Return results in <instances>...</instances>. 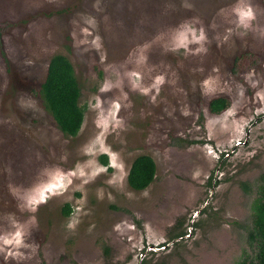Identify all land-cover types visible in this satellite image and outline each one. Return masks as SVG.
<instances>
[{"label":"rangeland","instance_id":"rangeland-1","mask_svg":"<svg viewBox=\"0 0 264 264\" xmlns=\"http://www.w3.org/2000/svg\"><path fill=\"white\" fill-rule=\"evenodd\" d=\"M55 54L81 89L74 137L38 95ZM263 175L264 0H0V264L254 259Z\"/></svg>","mask_w":264,"mask_h":264},{"label":"trees","instance_id":"trees-1","mask_svg":"<svg viewBox=\"0 0 264 264\" xmlns=\"http://www.w3.org/2000/svg\"><path fill=\"white\" fill-rule=\"evenodd\" d=\"M38 95L59 129L67 136H76L84 120V108L80 105L81 89L73 65L65 55L55 54L50 58ZM228 105L226 98L216 97L209 102V109L219 113ZM102 163L108 165L106 155ZM156 172V162L150 155H138L128 171L127 183L134 190H144L155 180ZM258 194L252 204L253 227L249 232V240L256 244V255L254 259L243 258L235 264H264V182L259 186ZM71 211L70 204L66 203L63 214L69 216Z\"/></svg>","mask_w":264,"mask_h":264},{"label":"flooded vegetation","instance_id":"flooded-vegetation-1","mask_svg":"<svg viewBox=\"0 0 264 264\" xmlns=\"http://www.w3.org/2000/svg\"><path fill=\"white\" fill-rule=\"evenodd\" d=\"M194 218L195 217H193V220H192V222H191V224H190V229L193 227V222H194ZM183 236H181V237H179V238H182ZM173 243H175V240H173L172 241ZM148 253H150V251L147 249V250H145V249H143L141 252H140V257H139V261H138V264H143V262L146 260V257H147V255H148Z\"/></svg>","mask_w":264,"mask_h":264}]
</instances>
